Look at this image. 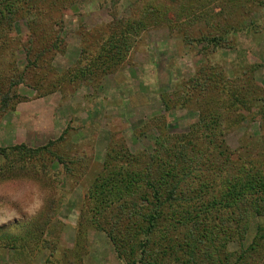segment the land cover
I'll use <instances>...</instances> for the list:
<instances>
[{
    "label": "rangeland",
    "instance_id": "rangeland-1",
    "mask_svg": "<svg viewBox=\"0 0 264 264\" xmlns=\"http://www.w3.org/2000/svg\"><path fill=\"white\" fill-rule=\"evenodd\" d=\"M67 2L60 24L53 27L61 41L58 50L36 68L25 70L32 38L25 20H15L3 34L13 43L0 44L9 70L5 78L21 75L25 82L15 90L18 98L11 94L6 107L0 103V151L7 156H0V238L8 237L0 240V264H125L106 235L85 220V202L90 203L94 180L104 174L112 146H123L132 155L150 154L161 129L158 118L169 136L198 122L196 106L177 105L165 112L162 99L169 102L170 95H180L201 69H211L216 78L221 74L234 85L253 79L258 91L245 98L247 108L228 115L232 121H221L219 140L232 166L242 162L239 157H256L264 147V0ZM114 20L143 21L137 36H129L125 56L97 85L74 76L79 66L96 60L100 45L114 32ZM201 37L225 42L214 47ZM84 50L90 55L86 60ZM41 52L37 46L31 60ZM8 90L7 82L0 81V98ZM215 100L223 108L228 95L217 93ZM50 142L55 143L34 155L11 152L16 146L35 150ZM81 208L84 227L78 237ZM258 222L263 225L264 217ZM254 234L250 228L244 246ZM36 239L42 243L35 245ZM235 249L236 244L228 246L231 252Z\"/></svg>",
    "mask_w": 264,
    "mask_h": 264
},
{
    "label": "trees",
    "instance_id": "trees-1",
    "mask_svg": "<svg viewBox=\"0 0 264 264\" xmlns=\"http://www.w3.org/2000/svg\"><path fill=\"white\" fill-rule=\"evenodd\" d=\"M66 2L0 0V44L13 43L12 39H4L3 34L6 36L18 19L25 20L28 35L32 37L29 38L32 46L26 53L25 70L36 68L41 59L58 50L61 41L58 35L54 36L53 27L60 24L58 18L67 6ZM139 26H143V21L114 20L110 24L114 32L106 43L100 45L96 60L79 66L74 76L86 78L97 85L102 77L117 67V60L120 62L125 56L131 46L129 36L136 35ZM202 38L214 47L225 42L222 37ZM37 46L42 47V52L31 60V52ZM1 54L0 81L2 84L7 82L9 90L0 98V103L6 107L11 94L18 98L15 90L25 82L21 75L12 77L15 80L5 78L9 70ZM88 56L84 50V60ZM84 60L79 63L83 64ZM252 68L246 72L251 73ZM220 77L216 78L211 69H201L198 78L186 83L180 95H170L169 102L162 99L165 112L177 105L196 106L198 122L190 125L187 132L169 136L160 117L156 126L161 129L152 153L132 155L123 146H112L107 152L102 166L104 174L94 180L90 203L85 202V211L89 214L85 220L106 235L120 262L259 264L264 259V224L258 222L264 217V147L256 157H239L242 162L232 166L231 157L226 156L224 141L219 140L221 121H232L229 116L241 110L240 107L247 108L245 98L250 93L256 96L258 91L253 79L234 85L223 75L220 74ZM217 93L228 95V102L223 108L215 100ZM220 108L224 114L220 113ZM260 114L264 117V113ZM234 118L235 121L241 120ZM62 139L60 137L56 142ZM54 143L35 150L16 146L11 152L20 156L34 155L47 151ZM4 154L0 151V156L7 158ZM245 162L249 165L245 166ZM85 211L82 208L79 210L78 237L84 227L82 219ZM250 228L255 234L251 242L244 246ZM11 240L14 244L18 243L16 239ZM39 241V244L42 243L36 239L35 245ZM44 243L47 246L46 241ZM231 244L237 245L232 252L228 250ZM54 253L49 256H54Z\"/></svg>",
    "mask_w": 264,
    "mask_h": 264
}]
</instances>
